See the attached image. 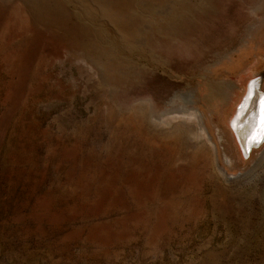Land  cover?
<instances>
[{
  "label": "rangeland",
  "instance_id": "1",
  "mask_svg": "<svg viewBox=\"0 0 264 264\" xmlns=\"http://www.w3.org/2000/svg\"><path fill=\"white\" fill-rule=\"evenodd\" d=\"M209 1V15H189L192 44L156 49L177 79L155 70L122 83L105 68L104 84L99 51L83 56L75 31L58 43L38 26L46 38L23 48L0 37V264H264V144L242 159L228 126L246 82L261 75L264 89V0ZM141 101L170 122L149 120L159 145L133 160L112 141ZM191 170L225 191L219 208L197 198Z\"/></svg>",
  "mask_w": 264,
  "mask_h": 264
},
{
  "label": "bare ground",
  "instance_id": "2",
  "mask_svg": "<svg viewBox=\"0 0 264 264\" xmlns=\"http://www.w3.org/2000/svg\"><path fill=\"white\" fill-rule=\"evenodd\" d=\"M64 1L67 3H70L69 6H72L73 8L75 7L74 10L71 9L69 6H66L65 3L61 2L60 0H14L12 4L8 6H3L0 4V15H1L0 17L2 18V19L0 18L1 19V24H0L1 40L2 41L5 40L4 43L6 42V40L7 41L11 40L8 44H10L11 42H14V40L15 41L18 40L22 44L24 40H27L28 36H31L36 41H39V40L42 41V38L44 37L46 38V36L41 31L38 30V26H41L42 28L48 30L49 32L48 31L47 32L49 33V36L51 37V39L54 41H58V43L64 40L65 38H67L65 39L67 41L70 37H73L72 33L74 31L78 32L80 33L83 39V46L78 45L79 47L83 48V56L87 58L88 53H90L91 51L92 52L93 50L99 51L100 59L98 58L99 60L95 61L94 64L97 67L96 70L100 72V75H101L100 78L102 79L104 84L106 83L105 82L106 79L104 78V74L102 70H104L105 68L107 69L112 68V70L110 69L109 70L111 72L113 71V73L115 74V78L114 77L113 78L117 81L118 80L122 81V83L123 81L125 82L127 79L136 80L138 76L141 78V76L150 74V72L152 71L154 72L155 70H158L162 72L163 74L170 75V78L177 79L178 76L174 74V67L172 63L167 61L162 54L157 53L156 49L162 48L165 45L167 46V45L175 44V43H179L184 47L187 45V44L185 45V43L192 44L193 43L192 41H191L192 43H190L189 41H186L189 37L188 36L189 32L192 29V23H193L192 20L194 19V18L192 20L190 19V16H189L191 15L190 13L199 11V10H204L205 13L209 15L210 12L208 9H212L210 7L211 3H209L210 2L209 0H64ZM89 4L97 5L99 7V10L94 9L95 11H92L90 9ZM112 9H115L116 11H118L120 15H117V12L115 15V13H113L114 10ZM211 15H212V12H211ZM108 24L109 25L111 24L113 26L115 25V27L118 26V29H120V26H121V29H120L121 32H124L122 31V29H126L129 32V35L126 36V35L118 34L117 33L118 31L115 28H112L113 30L112 29L109 30L107 28ZM122 34H125V33H122ZM178 36L180 37V39L183 40V42L182 40L178 39ZM72 40L70 39V42H72ZM28 43H25V44H28ZM25 44H22V48L24 47L23 45ZM29 44H32V43H29ZM15 45H17V43H15ZM33 45L34 44H32V46ZM10 46L12 45H9L8 47ZM39 46L40 45H38L37 47ZM6 47H4V45L2 46V48H4L5 51H6L5 49ZM11 50H14V49L12 48ZM7 52L8 51H6V53ZM9 54L11 55V53ZM11 56H14V55H11ZM123 70H127V72H124ZM125 73L129 75H126ZM255 82L258 83L257 81ZM152 83L153 81L150 82L149 86ZM206 86L208 87V85ZM200 87L202 86L200 85ZM102 93L105 94L106 91L105 92L103 91ZM258 94H259V91H257L255 89V86L252 85L251 95L243 99V102L241 103L240 108L238 109L239 114L240 115L243 114V115L241 116L239 120H237L236 125H235V130L237 133V137L241 141V143H243V134L247 132L245 126L243 125L245 123L244 122L245 117L250 111L251 105L254 100V98H252L253 97L252 95L257 96ZM150 104L151 103L148 101H141L140 103H138V105L134 106L133 112L130 113L129 118L125 120V122L119 123V126H117L118 127L116 129L117 135H115L114 140L112 141V143L113 142L115 143V145L113 144V148L114 146H117L120 154H123V151H127L129 149L132 150L130 159L131 158L133 160L138 159V155L140 156V153L145 154V151L147 152L146 150L147 147L150 149L149 153H152V152L155 153L154 151L155 147H153L154 146L153 142L154 141L157 142V140L159 139L157 138V140H153L150 137L152 133L150 135L149 133H146L147 132L146 128L150 129L153 127L152 124H150L149 120L158 122L160 124H169L170 122V121L168 122L164 120L165 117L163 119L164 113L160 115L154 114L152 110H150L151 109L150 108L151 106H149ZM184 113L185 115L187 114L188 118H191V117H194V119L199 118V114H198L199 112H197L193 108L189 110L188 109L185 110ZM204 134L205 133L203 131L202 135ZM204 137L206 136L204 135ZM261 137H262V133L261 134L259 133V135L255 137L254 141L258 142ZM161 144L163 143L161 142ZM262 144H264V142ZM173 146L174 145L172 144L170 145L169 142L166 141L164 147L165 149L168 150L167 152L173 153V151L175 150L174 148H173L174 150L171 149ZM167 158H169V155ZM133 160L131 161V163L133 162ZM139 162L141 163V161ZM106 164H109V163H106ZM128 164L130 163L128 162ZM193 166H198V165H193ZM112 167H114V165ZM103 168L106 169V167L104 166ZM192 172L193 171L191 170L190 174H192ZM197 172L198 170L196 171V173ZM221 172L223 171L221 170ZM160 174L161 175L164 174V176L166 177V175H169V169L167 167H164V169L161 171ZM149 176L150 175H148V177ZM197 176L199 175H196V174L194 175V172H193V175H191L192 178L189 177V179H191V184L193 186L196 196L199 195L197 198L201 199V197L205 195L203 198L206 201L209 200V204L212 207V209L219 208L216 195L219 193V191L222 192V194L224 195L225 191L221 187H219L217 183L216 184L214 183L215 184L213 185L214 188L204 187L202 185L203 183H206L208 180H211L209 179L211 178L210 174H209L210 177H206L205 174L201 175V176H204V178L200 177L201 179H198ZM197 180H200V182ZM140 185H141V182H140ZM209 191H211V193L206 197ZM215 191H218L216 192L217 194L214 193ZM242 196L240 195V198H245L246 202L254 201L252 198L253 192L244 193V195ZM171 212L173 211H170V213ZM168 216L170 215L168 214ZM180 216H183V215H179V217ZM182 218H181V221H183ZM172 219H174V216L172 217ZM250 222H251L250 220L248 222L246 221L245 224L248 225Z\"/></svg>",
  "mask_w": 264,
  "mask_h": 264
},
{
  "label": "water",
  "instance_id": "3",
  "mask_svg": "<svg viewBox=\"0 0 264 264\" xmlns=\"http://www.w3.org/2000/svg\"><path fill=\"white\" fill-rule=\"evenodd\" d=\"M253 81H257L258 83L253 84ZM263 78L261 75L254 76L250 78L246 84L244 93L240 96V99L235 104V109L233 115L228 121L229 130L232 134V137L236 143L237 151L239 156L242 159H249L252 152L254 150L259 149L264 142V89L262 88ZM254 85L255 89L259 91L257 96L252 95L254 98L253 103L251 105V109L245 117V126L247 132L243 134V143L238 139L237 133L235 130V125L237 120L241 118L243 114H239L238 109L243 101V99L249 95H251V86ZM242 127V126H241ZM262 133V137L260 140L254 141L255 137ZM253 141V142H252ZM256 144V145H255Z\"/></svg>",
  "mask_w": 264,
  "mask_h": 264
},
{
  "label": "snow or ice",
  "instance_id": "4",
  "mask_svg": "<svg viewBox=\"0 0 264 264\" xmlns=\"http://www.w3.org/2000/svg\"><path fill=\"white\" fill-rule=\"evenodd\" d=\"M253 84H255L256 82L254 81V82H252Z\"/></svg>",
  "mask_w": 264,
  "mask_h": 264
}]
</instances>
